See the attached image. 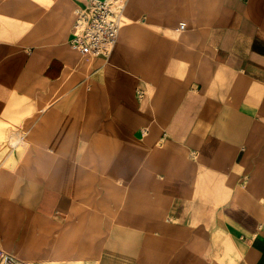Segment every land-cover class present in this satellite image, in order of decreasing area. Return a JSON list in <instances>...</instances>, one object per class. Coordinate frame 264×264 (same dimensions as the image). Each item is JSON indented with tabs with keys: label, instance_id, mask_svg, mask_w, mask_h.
I'll list each match as a JSON object with an SVG mask.
<instances>
[{
	"label": "crops",
	"instance_id": "crops-1",
	"mask_svg": "<svg viewBox=\"0 0 264 264\" xmlns=\"http://www.w3.org/2000/svg\"><path fill=\"white\" fill-rule=\"evenodd\" d=\"M90 1L0 0V200L97 264H264V0H119L106 58L69 43Z\"/></svg>",
	"mask_w": 264,
	"mask_h": 264
},
{
	"label": "rangeland",
	"instance_id": "rangeland-1",
	"mask_svg": "<svg viewBox=\"0 0 264 264\" xmlns=\"http://www.w3.org/2000/svg\"><path fill=\"white\" fill-rule=\"evenodd\" d=\"M121 4L117 2V6ZM14 131L11 123H0V173L16 169L13 151L22 137L13 136ZM9 189V178L0 177V192L8 197ZM15 204L8 199L0 200V250L15 255L23 264L98 263L105 234L80 231L52 234L50 223L34 218L31 209H19Z\"/></svg>",
	"mask_w": 264,
	"mask_h": 264
},
{
	"label": "built area",
	"instance_id": "built-area-1",
	"mask_svg": "<svg viewBox=\"0 0 264 264\" xmlns=\"http://www.w3.org/2000/svg\"><path fill=\"white\" fill-rule=\"evenodd\" d=\"M119 0H91L78 8L70 46L83 56L109 57L115 50L120 30L123 4ZM180 24L179 29H184ZM0 264H23L15 255L0 250Z\"/></svg>",
	"mask_w": 264,
	"mask_h": 264
},
{
	"label": "bare ground",
	"instance_id": "bare-ground-1",
	"mask_svg": "<svg viewBox=\"0 0 264 264\" xmlns=\"http://www.w3.org/2000/svg\"><path fill=\"white\" fill-rule=\"evenodd\" d=\"M23 203H24V202H23ZM18 204H19V203H18ZM18 204H17V205H18ZM17 205H16V206H17ZM13 207H14V206H13ZM11 208H12V207H11ZM7 220H8V219H7ZM0 225H1V224H0ZM2 235H3V234H2ZM6 237H7V236H6Z\"/></svg>",
	"mask_w": 264,
	"mask_h": 264
}]
</instances>
